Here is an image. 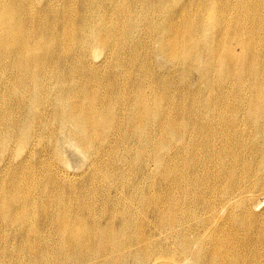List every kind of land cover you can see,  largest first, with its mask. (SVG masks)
Here are the masks:
<instances>
[{
  "label": "bare ground",
  "instance_id": "1",
  "mask_svg": "<svg viewBox=\"0 0 264 264\" xmlns=\"http://www.w3.org/2000/svg\"><path fill=\"white\" fill-rule=\"evenodd\" d=\"M263 203L264 0H0V264H264Z\"/></svg>",
  "mask_w": 264,
  "mask_h": 264
},
{
  "label": "rangeland",
  "instance_id": "2",
  "mask_svg": "<svg viewBox=\"0 0 264 264\" xmlns=\"http://www.w3.org/2000/svg\"><path fill=\"white\" fill-rule=\"evenodd\" d=\"M155 61H156L155 63H156L157 65L161 66L162 69H167L168 64L165 63V62H162V59H161V58H156ZM68 156H69V158H71V160H70L71 167H72V168H75V167L77 166V163H75V161L77 162L78 159L76 158L75 155H72L71 153H70ZM70 156H71V157H70ZM73 156H75V157H73ZM72 157H73V158H72ZM74 159H75V161H74ZM72 161H73V162H72ZM262 201H263V200H262ZM263 204H264V203H263Z\"/></svg>",
  "mask_w": 264,
  "mask_h": 264
}]
</instances>
